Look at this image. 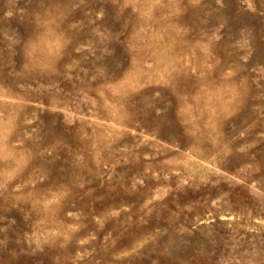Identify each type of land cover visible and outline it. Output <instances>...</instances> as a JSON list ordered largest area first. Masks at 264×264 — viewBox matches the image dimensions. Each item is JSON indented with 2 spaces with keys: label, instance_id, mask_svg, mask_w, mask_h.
<instances>
[{
  "label": "rangeland",
  "instance_id": "1",
  "mask_svg": "<svg viewBox=\"0 0 264 264\" xmlns=\"http://www.w3.org/2000/svg\"><path fill=\"white\" fill-rule=\"evenodd\" d=\"M0 264H264V0H0Z\"/></svg>",
  "mask_w": 264,
  "mask_h": 264
}]
</instances>
